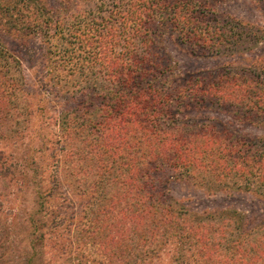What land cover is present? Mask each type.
<instances>
[{
	"label": "trees",
	"instance_id": "16d2710c",
	"mask_svg": "<svg viewBox=\"0 0 264 264\" xmlns=\"http://www.w3.org/2000/svg\"><path fill=\"white\" fill-rule=\"evenodd\" d=\"M252 1L261 4L264 13V0ZM216 2L93 0L84 12L58 18L43 15L41 20L33 16L26 25L25 36L36 33L47 45L60 88L79 91L82 97L59 112L67 142L78 134L83 143V148L65 157L71 162L77 155L85 170L97 169L96 176L88 175L92 178L88 182L82 173L75 181L76 189L83 194L89 187H99L102 193L107 187L115 188L107 198L101 194L98 203L116 224L125 220L133 225L136 252L142 258L154 252L151 247L159 238L162 244L174 242L178 264H264V235L255 240H249L252 233L248 231L228 235V221L220 229L216 226L220 223H212L221 215L187 212L160 192L149 176L164 168L177 179L197 174L217 185L236 178L243 180L246 189L257 182L264 187V142L225 140L223 132L214 133L182 115L206 108L225 112L235 121L264 123L260 59L181 77L155 54L166 30L188 51L212 55L237 56L259 42L255 28L217 15ZM8 85L0 78V96H6ZM57 180L54 176L55 184ZM255 190L262 194L260 188ZM115 210L119 218L112 214ZM55 218L61 224L65 215L59 212ZM129 237L127 233L125 239ZM241 240L252 247L254 256H246ZM179 245L185 249L180 251Z\"/></svg>",
	"mask_w": 264,
	"mask_h": 264
},
{
	"label": "rangeland",
	"instance_id": "374dc122",
	"mask_svg": "<svg viewBox=\"0 0 264 264\" xmlns=\"http://www.w3.org/2000/svg\"><path fill=\"white\" fill-rule=\"evenodd\" d=\"M92 3L93 0H0V49L5 54L0 56V78L9 84L6 96H0L4 97L0 103V264H178L180 261L174 242L162 244L159 238L149 257H139L136 232L131 231L133 225L125 220L116 224L109 213L103 212V204L98 203L101 194L107 198L114 194L115 188L107 187L106 193H102L99 187H89L81 194L75 181L84 173L88 182L92 179L88 175L96 176L97 169L85 170L77 155L72 163L65 157L69 151L83 148V143L78 134L67 142L61 132L59 112L78 104L82 97L79 91L60 88L58 71L51 64L47 45L36 33L25 36L29 33L26 25L33 16L37 20L43 15L68 16L72 11H86ZM213 8L221 17L255 28L259 42L237 56L212 55L198 49L188 51L166 30L156 43L157 58L181 77L227 69L231 67L229 63L235 65L241 60L248 63L260 59L264 67L261 4L252 0H217ZM182 115L187 120L200 121L214 133L223 132L221 137L225 140L264 142V123L235 121L225 112L206 108L186 110ZM90 158L95 160L94 156ZM54 176L58 178L56 184ZM149 176L160 192L162 189L165 196L187 212L221 215L212 223H220L216 225L220 229L228 221V235L248 231L252 233L249 240L264 235V230H260L264 229L261 197L264 187L258 182L246 189L243 180L226 178L220 182L224 185H217L204 175L173 178L170 170L164 168ZM115 187L118 189L119 185ZM256 187L261 195L255 193ZM59 212L65 215L61 224L55 218ZM112 214L117 215L116 210ZM126 229H130L127 232L130 240L125 239ZM240 243L247 257L256 254L243 240ZM179 249L185 248L179 245Z\"/></svg>",
	"mask_w": 264,
	"mask_h": 264
}]
</instances>
